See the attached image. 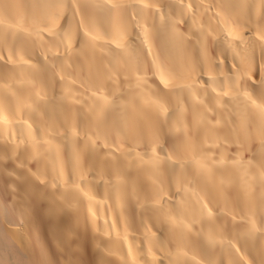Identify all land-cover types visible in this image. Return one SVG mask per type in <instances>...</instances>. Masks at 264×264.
Returning a JSON list of instances; mask_svg holds the SVG:
<instances>
[{
    "label": "bare ground",
    "instance_id": "obj_1",
    "mask_svg": "<svg viewBox=\"0 0 264 264\" xmlns=\"http://www.w3.org/2000/svg\"><path fill=\"white\" fill-rule=\"evenodd\" d=\"M0 264H264V0H0Z\"/></svg>",
    "mask_w": 264,
    "mask_h": 264
}]
</instances>
